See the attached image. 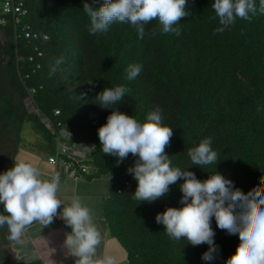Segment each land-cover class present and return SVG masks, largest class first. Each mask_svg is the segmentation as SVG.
<instances>
[{
    "label": "trees",
    "instance_id": "16d2710c",
    "mask_svg": "<svg viewBox=\"0 0 264 264\" xmlns=\"http://www.w3.org/2000/svg\"><path fill=\"white\" fill-rule=\"evenodd\" d=\"M13 1L23 4L26 15L0 13V123L7 122L13 131L8 169L14 166L25 123L42 137L48 156L60 124L76 144L95 146L88 165L97 173L83 178L109 176L102 217L128 264H226L240 243L238 234L219 229L212 218L219 253L211 262L201 258L207 244L170 238L155 217L168 207H182L183 178L154 202L133 199L137 181L127 169L138 157L129 154L117 164L116 157L102 152L98 129L113 110L143 123L159 107L163 124L173 129L165 149L172 167L194 172L201 181L216 171L245 194L259 186L264 176V14L257 11L250 21L238 18L214 35L220 27L218 18L210 19L215 0H187L191 15L173 26L179 36L163 33L154 19L141 39L130 23L120 22L106 33L89 34L84 4L98 9L104 0ZM130 64L142 66L133 80L126 78ZM118 85L129 89L121 102L107 109L96 103L99 92ZM206 137L212 139L218 162L192 165L188 150ZM4 162L0 156V174Z\"/></svg>",
    "mask_w": 264,
    "mask_h": 264
},
{
    "label": "clouds",
    "instance_id": "9594fccd",
    "mask_svg": "<svg viewBox=\"0 0 264 264\" xmlns=\"http://www.w3.org/2000/svg\"><path fill=\"white\" fill-rule=\"evenodd\" d=\"M211 7L215 17L210 19L218 18L220 24L214 35L223 33L238 18L250 21L257 11L264 14V0H259V9L256 0H215ZM83 11L90 17V35L106 33L114 22H120L130 23L141 39L145 25L154 19L162 25L163 33L179 36L180 29L173 26L191 15L187 0H104L98 9L85 3ZM155 34L153 30L151 35ZM60 63H63L62 57L56 60L57 65ZM141 70V65L130 64L126 78L135 79ZM127 92L129 89L124 85L106 87L96 95V103L102 108H111L121 102ZM161 111L159 107L150 111L146 121L141 123L133 116L113 110L107 123L98 129L102 152L116 157L117 164L129 154L138 157L135 165L127 169L137 181L133 199L154 202L166 196L169 186L183 178L179 201L182 207H168L155 217L157 223L165 226V233L174 240H186L192 246L207 244L208 251L201 258L211 262L219 253L211 227L214 217L219 229L239 236L236 252L226 264H264V176L259 186L245 194L216 171L201 181L194 172L172 167L165 149L170 145L173 129L163 124ZM187 154L195 166H216L218 162L210 137L202 139ZM59 188L58 173L44 179L32 164L15 162L12 168L0 174V204L4 208L0 212V229L6 227L9 238L19 241L32 224L47 227L59 217L71 228L64 246L76 258L75 264H113L110 257L97 256L101 235L93 222L91 209L80 197L65 206L58 197ZM61 208L62 211H58Z\"/></svg>",
    "mask_w": 264,
    "mask_h": 264
},
{
    "label": "crops",
    "instance_id": "0c3cea01",
    "mask_svg": "<svg viewBox=\"0 0 264 264\" xmlns=\"http://www.w3.org/2000/svg\"><path fill=\"white\" fill-rule=\"evenodd\" d=\"M109 195V176L65 180L60 183L58 191V197L64 201L65 206L73 198L80 197L82 203L91 209L93 222L101 235L97 256L110 257L113 264H128L125 251L109 235L102 217V205ZM58 211H62V208ZM70 232L71 228L59 217L54 218L53 223L47 227L39 223L32 224L24 230L20 241L13 242L11 264H75L76 258L64 246L66 234Z\"/></svg>",
    "mask_w": 264,
    "mask_h": 264
},
{
    "label": "built area",
    "instance_id": "2783aa9c",
    "mask_svg": "<svg viewBox=\"0 0 264 264\" xmlns=\"http://www.w3.org/2000/svg\"><path fill=\"white\" fill-rule=\"evenodd\" d=\"M0 13L2 15H12L22 17L26 15V9L22 3H15L13 0H0ZM30 37L29 33L25 34ZM35 38L36 35H33ZM55 114H59L55 111ZM44 124L49 128V124L44 120ZM56 144L54 151L47 158V163L52 167V176L59 174L60 183L65 180H77L84 176H95L97 169L88 165L91 154L95 150L93 144H76L70 133L65 128L57 125ZM94 147V149H93Z\"/></svg>",
    "mask_w": 264,
    "mask_h": 264
},
{
    "label": "rangeland",
    "instance_id": "374dc122",
    "mask_svg": "<svg viewBox=\"0 0 264 264\" xmlns=\"http://www.w3.org/2000/svg\"><path fill=\"white\" fill-rule=\"evenodd\" d=\"M0 156H2L4 160H6V155L2 152L1 149ZM47 158L48 153L46 148L44 147L42 137L35 132L32 124L25 123L22 127L21 132V143L19 144L17 152L13 157L14 163H30L40 170L42 178L50 179L53 172L51 170L52 167L47 163ZM13 255L14 252L12 251V256Z\"/></svg>",
    "mask_w": 264,
    "mask_h": 264
},
{
    "label": "flooded vegetation",
    "instance_id": "af4514ba",
    "mask_svg": "<svg viewBox=\"0 0 264 264\" xmlns=\"http://www.w3.org/2000/svg\"><path fill=\"white\" fill-rule=\"evenodd\" d=\"M13 131L10 129L9 124L7 122L0 123V138L5 139L4 142L0 143V149L6 155V162L2 163V168L4 171L8 169V160L9 154L13 149L12 143ZM2 157V156H1ZM13 240L9 238V233L7 228L0 229V264H11L12 263V248H13Z\"/></svg>",
    "mask_w": 264,
    "mask_h": 264
}]
</instances>
